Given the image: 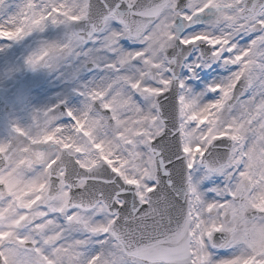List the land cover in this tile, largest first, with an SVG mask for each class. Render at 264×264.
Here are the masks:
<instances>
[{
	"label": "snow or ice",
	"instance_id": "snow-or-ice-1",
	"mask_svg": "<svg viewBox=\"0 0 264 264\" xmlns=\"http://www.w3.org/2000/svg\"><path fill=\"white\" fill-rule=\"evenodd\" d=\"M49 27L28 64L90 78L0 141V264H264V0H23L0 41Z\"/></svg>",
	"mask_w": 264,
	"mask_h": 264
},
{
	"label": "rangeland",
	"instance_id": "rangeland-1",
	"mask_svg": "<svg viewBox=\"0 0 264 264\" xmlns=\"http://www.w3.org/2000/svg\"><path fill=\"white\" fill-rule=\"evenodd\" d=\"M22 2L23 0H4V3L0 4V22L16 13ZM63 36L62 29L49 27L43 33H33L20 41H0V129L7 122L12 128L14 125L29 127L33 123V106L47 105L49 108L61 101L65 102L67 107L82 106L83 97L76 91L90 78L87 71H77L76 67H68L67 64L53 68L32 67L27 62L28 57L38 50L41 41H58ZM207 70L201 71V79L193 82L195 91L204 88ZM212 78L213 76L207 81ZM195 85L199 87L196 88ZM35 87L38 90L33 91L32 99L28 100V95ZM56 92H61L62 96L53 98L52 95ZM246 98L245 96L243 99ZM11 134L0 130V141L9 139Z\"/></svg>",
	"mask_w": 264,
	"mask_h": 264
},
{
	"label": "bare ground",
	"instance_id": "bare-ground-1",
	"mask_svg": "<svg viewBox=\"0 0 264 264\" xmlns=\"http://www.w3.org/2000/svg\"><path fill=\"white\" fill-rule=\"evenodd\" d=\"M195 89V88H194Z\"/></svg>",
	"mask_w": 264,
	"mask_h": 264
}]
</instances>
